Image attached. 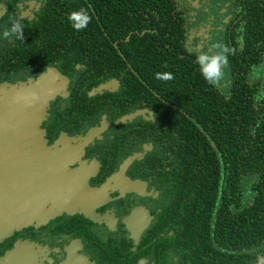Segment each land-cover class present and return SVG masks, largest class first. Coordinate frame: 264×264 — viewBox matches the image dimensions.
I'll return each mask as SVG.
<instances>
[{
	"label": "trees",
	"instance_id": "16d2710c",
	"mask_svg": "<svg viewBox=\"0 0 264 264\" xmlns=\"http://www.w3.org/2000/svg\"><path fill=\"white\" fill-rule=\"evenodd\" d=\"M217 2L233 15L201 51H211L214 43L232 50L227 94L202 76L199 39L188 42L195 13L205 16L210 9L202 3L43 0L42 21L51 34L66 28L74 67L81 66L75 72L87 80V90L120 78L132 99L153 109L158 120L147 126L156 149L147 160L153 178L164 182L170 195L162 217L174 229L181 264H259L264 249V0ZM80 8L92 20L77 31L68 16ZM158 73H171L173 79H158Z\"/></svg>",
	"mask_w": 264,
	"mask_h": 264
},
{
	"label": "flooded vegetation",
	"instance_id": "af4514ba",
	"mask_svg": "<svg viewBox=\"0 0 264 264\" xmlns=\"http://www.w3.org/2000/svg\"><path fill=\"white\" fill-rule=\"evenodd\" d=\"M42 1L0 0L1 96L31 86L46 73H53L60 87L41 119L51 152L46 163L22 164L34 169L33 179L26 173L20 177L19 170L14 179L10 170L0 178V188L15 194L3 195V203L16 205L19 214L3 221L0 264H181L174 229L162 217L170 195L164 182L153 178L147 160L156 149L147 125L158 118L148 102L125 92L120 78L87 90V80L75 72L81 66L74 67L66 28L59 27L58 35L45 30ZM14 17H22L25 40L33 41L3 37ZM101 85L108 89L92 94ZM33 185L40 201L29 213L36 219L21 225L29 215L22 193ZM44 187L50 200L40 204Z\"/></svg>",
	"mask_w": 264,
	"mask_h": 264
},
{
	"label": "water",
	"instance_id": "95a60500",
	"mask_svg": "<svg viewBox=\"0 0 264 264\" xmlns=\"http://www.w3.org/2000/svg\"><path fill=\"white\" fill-rule=\"evenodd\" d=\"M129 40V38L127 39ZM53 73H46L39 78L38 81L29 87L17 88L10 92V95L0 94V178L1 181L5 179V172L10 170L12 178L18 175L17 170L20 171V177L23 173H26L25 178L33 179L34 169L31 167L24 168L22 164H37L46 163L45 156L49 155L50 149L46 146L45 131L41 130V119L45 118L47 114L46 109L50 103V99H54L57 96L60 87L57 86L54 81ZM107 86H100L93 90L92 94L108 89ZM3 87L1 88V90ZM136 116V115H133ZM17 157H21L22 160H18ZM16 163V167L12 166ZM43 169L45 166L43 164ZM10 176V177H11ZM9 177V176H7ZM9 177V178H10ZM14 179V178H13ZM19 179V178H18ZM6 180L3 184H8ZM45 185L50 189L49 180H45ZM18 184V183H16ZM27 187V184H25ZM2 186V184H0ZM11 186V185H10ZM32 188H25L22 193L25 196V203L22 207L28 212L26 218L22 221L21 225L26 224L27 220H34V214L31 212L34 209V205L40 200L36 197V193H32ZM39 191L41 196L40 204L48 202V193ZM3 195L14 198V192L12 190L5 191L0 188V229L3 226V221L12 218H19V214L15 215V206H6V201L3 203ZM29 198V199H28ZM19 201V197L16 202ZM48 217H52L49 213ZM7 227V225L5 226ZM2 230V229H1ZM0 230V236L2 235ZM6 232V231H4Z\"/></svg>",
	"mask_w": 264,
	"mask_h": 264
},
{
	"label": "clouds",
	"instance_id": "9594fccd",
	"mask_svg": "<svg viewBox=\"0 0 264 264\" xmlns=\"http://www.w3.org/2000/svg\"><path fill=\"white\" fill-rule=\"evenodd\" d=\"M68 20L75 30L82 31L91 23L92 17L87 9L80 8L79 10L72 11L68 16ZM24 29L22 17H14L11 20V26L6 27L2 35L5 39L14 38L24 41ZM231 52L232 50L223 43H214L211 45L210 52H201L197 56V63L200 66L202 76L210 85L218 89L226 82L224 69L228 67V56ZM157 78L171 80L173 76L171 73L164 74L163 76L158 73Z\"/></svg>",
	"mask_w": 264,
	"mask_h": 264
},
{
	"label": "rangeland",
	"instance_id": "374dc122",
	"mask_svg": "<svg viewBox=\"0 0 264 264\" xmlns=\"http://www.w3.org/2000/svg\"><path fill=\"white\" fill-rule=\"evenodd\" d=\"M195 3H199V5L201 6V3L204 7V9L210 8L208 13L204 16L203 13H195V18L193 17L192 21H191V29L189 31L190 35H189V40L191 38L192 43H190L191 45L194 44V39L196 37L200 38V40L202 41H207L209 43H211V41L214 40L213 36H218V34L220 33L221 29H224L226 23H228V21L232 18H230V14L231 16L233 15V13H228V9L226 7V5L223 4V2H217L216 0H192ZM213 4L216 5V9L215 6L213 7ZM223 4V6H222ZM222 6V7H221ZM199 16H202L199 18ZM228 17V18H227ZM202 21L201 25L198 27V33L199 36L196 33V24L197 22ZM191 36V37H190ZM199 45V42H197ZM204 45H206L204 43ZM198 48L201 50L203 48L202 45L198 46ZM203 52H210V50L207 51H203ZM225 72V77H226V82L222 84L220 90L224 93H228L229 92V70L228 68L224 69ZM259 256L262 259V262L260 264H264V249L261 253H259Z\"/></svg>",
	"mask_w": 264,
	"mask_h": 264
}]
</instances>
